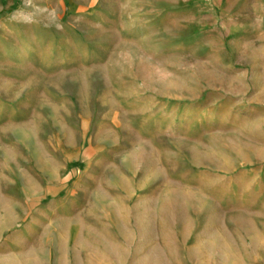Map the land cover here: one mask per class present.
Segmentation results:
<instances>
[{
  "label": "rangeland",
  "instance_id": "obj_1",
  "mask_svg": "<svg viewBox=\"0 0 264 264\" xmlns=\"http://www.w3.org/2000/svg\"><path fill=\"white\" fill-rule=\"evenodd\" d=\"M0 264H264V0H0Z\"/></svg>",
  "mask_w": 264,
  "mask_h": 264
}]
</instances>
